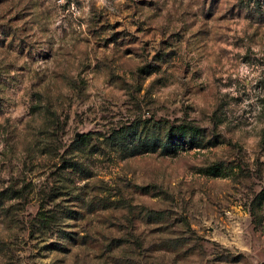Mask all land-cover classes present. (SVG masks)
Here are the masks:
<instances>
[{"label": "rangeland", "instance_id": "1", "mask_svg": "<svg viewBox=\"0 0 264 264\" xmlns=\"http://www.w3.org/2000/svg\"><path fill=\"white\" fill-rule=\"evenodd\" d=\"M0 264H264V0H0Z\"/></svg>", "mask_w": 264, "mask_h": 264}, {"label": "trees", "instance_id": "2", "mask_svg": "<svg viewBox=\"0 0 264 264\" xmlns=\"http://www.w3.org/2000/svg\"><path fill=\"white\" fill-rule=\"evenodd\" d=\"M136 134L137 132L134 133L130 131L126 132L124 135L115 137L116 140H118V144L121 146V149L127 152L129 156H134L147 151H157L161 147H163L166 153L170 154L176 152L180 146H184L186 143L194 145L195 143H200L198 141L199 138L202 139L201 129L193 125L171 127L164 143L157 137L150 139V141H142L141 138L136 136ZM131 135H134V139H131L132 146L128 144V140ZM52 218V215H48L44 212L41 221L45 224H49L52 222Z\"/></svg>", "mask_w": 264, "mask_h": 264}]
</instances>
